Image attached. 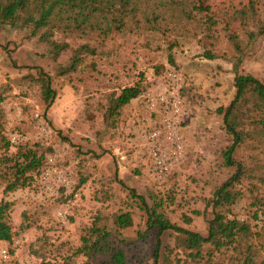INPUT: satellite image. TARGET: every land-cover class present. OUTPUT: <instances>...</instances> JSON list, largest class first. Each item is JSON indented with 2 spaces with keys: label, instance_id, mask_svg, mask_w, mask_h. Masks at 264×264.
Listing matches in <instances>:
<instances>
[{
  "label": "rangeland",
  "instance_id": "rangeland-1",
  "mask_svg": "<svg viewBox=\"0 0 264 264\" xmlns=\"http://www.w3.org/2000/svg\"><path fill=\"white\" fill-rule=\"evenodd\" d=\"M149 5L139 6L119 31H56L50 40L68 43L56 57L40 31L32 35L26 26L0 24V199L12 203L15 235L8 245L14 264H153L157 227L146 229V215L125 186L149 203L150 195L161 198L171 221L206 234L212 217L206 202L235 171L223 164L221 151L232 137L215 109L234 95L235 65L238 73L264 78V0H175L159 11ZM84 43L95 53L78 54L71 69L74 49ZM205 49L215 57H204ZM38 67L49 73L56 92L48 108L35 80ZM168 68L181 76L184 110L177 130L183 155L158 177L147 135L159 126L161 115L145 96L165 82ZM139 79L142 92L107 115L109 99ZM250 118L256 122L250 129L264 124V111L251 112ZM2 136L9 140L8 149L1 147ZM21 147L36 150L42 164L29 185L4 193ZM157 147L168 155V143L159 141ZM235 158L245 169L236 184L242 195L222 209L246 220L252 234L236 248L210 254L206 244L201 264L238 262L248 246L256 263L264 260L263 147L246 142ZM121 211H130L133 224L119 230L114 219ZM93 226L108 235H91ZM83 236L92 246L88 254L77 252ZM161 240L158 264L190 260L175 247L174 233L164 232ZM113 248L124 254V262L111 258Z\"/></svg>",
  "mask_w": 264,
  "mask_h": 264
},
{
  "label": "trees",
  "instance_id": "trees-1",
  "mask_svg": "<svg viewBox=\"0 0 264 264\" xmlns=\"http://www.w3.org/2000/svg\"><path fill=\"white\" fill-rule=\"evenodd\" d=\"M167 3H175V0H0V24L26 26L32 35L40 31L39 37L51 44L56 57L60 51L68 47L67 42L50 40L56 31L65 34H89L94 31L107 34L119 31L129 16L135 14L139 6L151 4L159 11V8ZM230 38L233 41L236 40L235 35H231ZM85 53H95L94 48L88 43L80 44L74 49L71 69H75L80 60L78 54ZM203 56L209 59L215 57L211 49H205ZM169 61L174 64L172 55H169ZM163 68V65L160 66V70ZM233 69L234 95L227 105L218 106L215 113L221 117L225 131L232 137L231 143L221 151L223 164L234 166L235 171L230 178L215 189L212 198L206 202L207 206H211L212 217L208 220L205 235L171 221L163 210L161 198L158 199L156 196L150 195L151 203H149L144 195L137 193L132 187L125 186L119 180L128 189L131 197L137 199L139 208L144 211L146 229L157 227L153 264H158L162 245L161 236L166 231L174 233L175 247L181 249L190 258L183 264H201L203 247L206 244L210 247L208 250L210 254L223 247L236 248L242 239H247L252 234L251 225L246 220L232 215L229 210L225 212L222 208L229 209L242 195L240 189L236 188V184L242 178L245 169L242 162L236 160V151L242 144L252 142L253 145L262 146L264 152V124L259 121L257 122L258 126L250 129L251 125L256 124L250 118L251 112L264 111V78L259 79L250 73H238L236 65ZM35 80L39 83L41 98L45 107L48 108L56 96L51 85V76L42 67H38ZM141 80L122 87L119 93L109 99L107 115L117 113L122 106L142 92L144 85ZM57 133L63 140L70 141L67 136L62 135L61 130H57ZM1 141V147L8 149L9 140L2 136ZM14 161V172L4 186V193L29 185L35 178L33 173L39 172L42 155H38L34 149L21 147L17 151ZM11 206L12 203L9 200L0 199V240L7 244L12 241L15 235L10 222ZM195 213L200 214L199 211H195ZM184 221L189 223L190 217L185 216ZM114 224L119 230L132 226L133 219L130 211H121L117 214ZM90 234L97 238L108 235L107 231L97 226L90 229ZM94 245H97V241L94 242ZM91 249L90 240L83 236L82 245L77 249V252L88 254ZM9 250L13 253L10 247ZM112 250L111 258L117 263L124 262V254L120 250L114 248ZM245 251L246 254L239 258L238 262L231 264H258L254 260V252L251 247L248 246ZM259 264H264V260Z\"/></svg>",
  "mask_w": 264,
  "mask_h": 264
},
{
  "label": "built area",
  "instance_id": "built-area-1",
  "mask_svg": "<svg viewBox=\"0 0 264 264\" xmlns=\"http://www.w3.org/2000/svg\"><path fill=\"white\" fill-rule=\"evenodd\" d=\"M163 78L165 82L156 91L147 92L145 96L148 105L161 115L159 126L147 135V139L153 143L149 149L152 171L158 177L165 174L183 155V143L177 130V119L184 110V97L180 94L178 86L181 76L174 69L168 68ZM10 139L11 142H16L18 137L11 136ZM159 141L170 145L168 155L157 147ZM0 264H14L8 244L1 240Z\"/></svg>",
  "mask_w": 264,
  "mask_h": 264
}]
</instances>
